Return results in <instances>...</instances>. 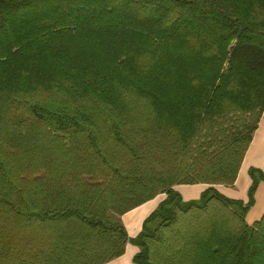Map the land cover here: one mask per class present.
I'll return each mask as SVG.
<instances>
[{"label":"trees","instance_id":"trees-1","mask_svg":"<svg viewBox=\"0 0 264 264\" xmlns=\"http://www.w3.org/2000/svg\"><path fill=\"white\" fill-rule=\"evenodd\" d=\"M263 109L264 0H0V264H264Z\"/></svg>","mask_w":264,"mask_h":264},{"label":"crops","instance_id":"crops-1","mask_svg":"<svg viewBox=\"0 0 264 264\" xmlns=\"http://www.w3.org/2000/svg\"><path fill=\"white\" fill-rule=\"evenodd\" d=\"M250 168L264 171V109L241 161L235 183L230 186L216 185L215 188L227 198L247 202L249 199V188L252 184V179L249 175ZM208 186L209 185L205 183L179 184L175 186V189L179 191L185 201H189L198 199ZM165 197V194H158L152 199L145 201L121 215L120 219L129 237L133 238L139 234L144 220L158 207ZM263 215L264 182H260L254 193V203L247 211L245 220L248 224H252ZM138 251L139 249L137 246L128 242L121 256L104 264H133V256Z\"/></svg>","mask_w":264,"mask_h":264}]
</instances>
